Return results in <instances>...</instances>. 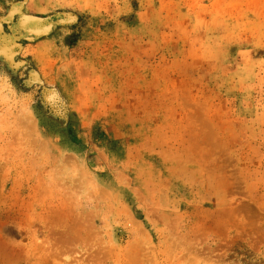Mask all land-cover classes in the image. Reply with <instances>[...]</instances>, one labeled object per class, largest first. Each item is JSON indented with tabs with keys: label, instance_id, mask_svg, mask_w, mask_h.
I'll use <instances>...</instances> for the list:
<instances>
[{
	"label": "rangeland",
	"instance_id": "rangeland-1",
	"mask_svg": "<svg viewBox=\"0 0 264 264\" xmlns=\"http://www.w3.org/2000/svg\"><path fill=\"white\" fill-rule=\"evenodd\" d=\"M0 264H264V0H0Z\"/></svg>",
	"mask_w": 264,
	"mask_h": 264
}]
</instances>
